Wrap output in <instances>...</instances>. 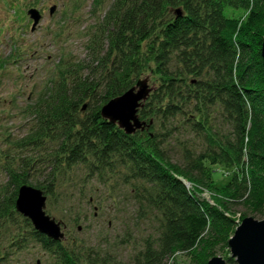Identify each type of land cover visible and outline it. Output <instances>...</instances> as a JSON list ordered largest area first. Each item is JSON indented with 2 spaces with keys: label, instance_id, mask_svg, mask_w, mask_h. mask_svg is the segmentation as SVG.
Segmentation results:
<instances>
[{
  "label": "trees",
  "instance_id": "16d2710c",
  "mask_svg": "<svg viewBox=\"0 0 264 264\" xmlns=\"http://www.w3.org/2000/svg\"><path fill=\"white\" fill-rule=\"evenodd\" d=\"M249 2L113 0L105 21L84 32L92 60L77 64L69 54H63L66 59L60 57L53 66L34 113L43 124L38 132L44 129L47 138L57 144L50 150L57 174L69 175L81 168L84 180L105 185L111 178L108 188L128 185L134 200L152 205L160 213L158 231L144 239L138 253L123 264H169L177 252L193 253L195 248L200 253L191 254V264H206L217 251L228 248L235 219L224 214L227 205L244 207L254 217L264 218L260 54L264 28L251 26L260 21L254 5L245 20L227 12L228 7L247 10ZM94 3L92 15L102 4L101 0ZM104 41L107 46L103 50ZM13 50L10 60L18 65L24 51ZM98 58L102 60L98 62ZM6 75L8 72H0V78ZM141 77L155 86L138 111L147 126L128 135L103 119L100 109ZM216 114L230 126L228 134L215 129ZM195 138L203 140L200 151L193 145ZM178 147L179 164L169 157ZM35 160L31 159L29 166ZM215 166L234 167L244 175L235 173L219 188L212 176ZM23 167L10 177L16 188L28 183L30 170ZM189 184L196 188H188ZM34 187L50 195L54 192L52 180ZM201 187L214 193L215 205L200 198ZM17 192L0 202V226L7 220L6 224L14 223L18 217L20 224H14L25 227L16 231L15 249L32 242L49 254L54 264H109L97 257L91 259L90 254L81 256L71 243L37 232L30 220L16 211ZM218 197L226 199L227 205L220 204ZM225 262L236 264L230 256Z\"/></svg>",
  "mask_w": 264,
  "mask_h": 264
},
{
  "label": "rangeland",
  "instance_id": "374dc122",
  "mask_svg": "<svg viewBox=\"0 0 264 264\" xmlns=\"http://www.w3.org/2000/svg\"><path fill=\"white\" fill-rule=\"evenodd\" d=\"M94 1L0 0V72L6 71L9 74L6 78H0V202L21 187L16 188L17 185L10 184L12 172L19 171L21 166L28 168L29 161L36 159L28 168L29 179L24 185L35 188V185H43L50 180L54 182L52 195L43 191L46 196L44 211L60 223L64 233L61 241L71 243L75 252H79L81 256L90 254L91 259L97 257L107 260L109 264H123L130 262L138 253L144 239L158 231L160 213L152 205L134 200L130 192L132 188L128 185L118 183L115 190L108 188L111 178H107L105 185L96 180L87 181L82 176L81 168L68 172L69 175L57 174V162L50 161V154L53 155L50 150L57 144L47 138L48 132L45 133L44 129L38 132L43 124L34 113L37 100L45 91L53 66L59 59H66L69 54L71 61L77 64L85 65L92 60L86 47L87 34L84 32H89L99 22L105 21L107 7L113 0H101L102 4L94 11L95 15H92ZM252 5L253 11L259 14L260 21L251 26L264 28L262 0H256L255 4L250 0L247 10L228 7L227 12L234 18L245 20ZM31 10H36L40 15L34 30L33 20L29 15ZM103 43L100 48L104 50L107 42ZM14 47L24 51V59L19 57L22 62L18 65L10 60ZM96 52L97 49L92 53ZM99 58L98 62L102 60ZM98 62L94 65L98 66ZM140 79L143 81L144 77ZM148 85L151 91L155 88L152 80H148ZM215 129L226 135L230 126L224 122L223 117L216 114ZM201 143L203 140L194 139L196 151L204 148ZM181 147L174 148L169 153L173 163H181ZM213 169V180L219 188L225 186L237 173L234 167L215 166ZM237 174L242 177L244 172ZM189 186L188 188H196L192 184ZM199 191L200 198L215 205L213 192L202 187ZM218 200L221 201H218L220 204L227 205L226 199L218 197ZM227 206L229 209L224 214L227 216L230 213L235 219L231 236L244 218L262 220L251 215L244 207ZM15 222L20 224V219L17 217ZM6 223L0 226V264H54L49 254L32 242L26 248L15 249V236L19 235L16 231H22L25 227H17L13 222ZM199 253L196 248L193 253L177 252L171 257L169 264H191L194 258L191 254L199 256ZM214 256H221L226 260L230 256L229 249L222 248Z\"/></svg>",
  "mask_w": 264,
  "mask_h": 264
},
{
  "label": "water",
  "instance_id": "95a60500",
  "mask_svg": "<svg viewBox=\"0 0 264 264\" xmlns=\"http://www.w3.org/2000/svg\"><path fill=\"white\" fill-rule=\"evenodd\" d=\"M29 15L33 20L32 30H34L40 15L36 10H31ZM260 54L264 91V40ZM150 92L147 79L137 82L135 86L104 104L100 109L101 117L117 125L125 134L143 131L147 124L139 119L138 111ZM85 109L86 105H83L82 110ZM45 206L46 196L41 190L25 185L19 188L15 201L16 211L29 219L37 232L54 241H60L64 237L61 225L46 215ZM227 246L230 257L236 264H264V218L262 220L244 218L228 239ZM206 264H226V262L221 256H214Z\"/></svg>",
  "mask_w": 264,
  "mask_h": 264
}]
</instances>
